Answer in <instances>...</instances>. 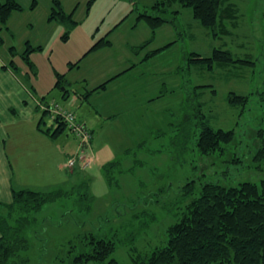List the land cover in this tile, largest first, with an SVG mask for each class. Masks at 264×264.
<instances>
[{"label": "rangeland", "instance_id": "1", "mask_svg": "<svg viewBox=\"0 0 264 264\" xmlns=\"http://www.w3.org/2000/svg\"><path fill=\"white\" fill-rule=\"evenodd\" d=\"M18 1L22 10L14 11L9 30L3 29L0 53L14 59L21 81L41 101L33 99L32 112L17 114L4 125L0 200L11 201L12 188L50 191L65 186L72 191L76 182L88 185L35 214L36 222L26 232L30 246L24 257L30 264L70 263L89 249L91 234L114 240L116 250L110 257L133 264V254H149L167 244L169 226L199 196L203 183L237 186L264 180V163L254 159L264 141L259 98L264 82V0H230L238 9L236 24H230V34L218 36L194 17L191 7L179 3L162 13L174 22L154 33L138 16L158 13L155 5L162 0H96L90 9L89 0H60L78 21L67 39L65 25L49 20L53 0H36L35 7L34 0ZM107 33L114 46L71 70L70 64ZM27 41L42 46L30 54L33 68L22 55ZM11 46L18 52L13 57ZM215 48L253 64L209 68L189 59L192 52L210 57ZM127 60L138 63L130 75L88 99L83 96L110 78L101 71L108 73L113 63L119 68ZM94 66L103 69L94 71ZM57 73L66 74L67 98L65 85H55ZM231 92L250 100L232 104ZM56 104L73 111L94 132L89 152L94 159L85 170L66 166L81 143L68 128L57 138L38 128L44 107ZM49 112L43 129L57 125ZM203 123L234 130V142L211 155L201 154L196 143ZM190 180H195L196 192L184 195L182 186ZM85 192L93 198L83 196Z\"/></svg>", "mask_w": 264, "mask_h": 264}, {"label": "trees", "instance_id": "2", "mask_svg": "<svg viewBox=\"0 0 264 264\" xmlns=\"http://www.w3.org/2000/svg\"><path fill=\"white\" fill-rule=\"evenodd\" d=\"M95 1L89 0L88 9ZM53 2L49 20L65 25L68 30L64 38L67 39L69 31L77 27L78 21L73 18L74 11L66 12L60 0H53ZM36 3L37 1L34 0L33 7ZM176 3L191 7L194 17L202 25L211 29L215 36L230 34V24H236L234 20L238 17V9L230 0H162L155 5L158 13L149 14L144 11L139 13L138 19H144L155 33L164 23L174 22L173 18L167 19L162 13L169 11ZM17 10H22L18 0L0 1V23L2 24L0 45H4L1 33L3 29L9 30L7 23L13 12ZM108 37L107 33L105 37L94 43L83 58L91 52L111 46L112 41ZM169 45L171 44L166 47ZM41 49L42 46H33L30 41H27L22 55L30 68L34 67L30 54ZM137 49L136 46L134 50L137 51ZM9 52L12 57L18 53L15 46L9 47ZM191 55L190 60L204 62L209 68L236 62L242 65L253 64L247 59H236L228 49L215 48L212 56L204 58L196 52H192ZM82 59L71 63L70 69L78 67ZM9 66L16 71L13 58ZM119 75L92 90H87L83 96L88 99L93 92L107 89L108 84ZM57 77L55 84L57 87L68 83L66 74L57 73ZM65 87L63 96L67 97L69 89L66 85ZM259 92V98L264 106V82ZM249 100V96L238 95L235 92H231L229 97L232 104L243 105ZM48 112L49 110H43L38 128L49 136L57 138L68 128L67 124L60 116H52L57 124L56 127L43 129L42 123ZM200 127L196 145L203 155H211L219 149H224V146L230 145L236 138V133L232 129L213 128L204 123ZM254 159L264 163V141L259 146ZM83 184L88 189L87 183L81 181L73 184L72 191L64 188L65 186L56 187L50 191L12 188V201L0 202V264H30V259L24 257V252L30 246L26 232L36 222L35 214L47 203L72 196L74 189L85 188ZM181 192L188 196L196 192L195 180H190L182 186ZM199 192V196L186 204L178 221L169 226L167 244L157 247L149 254H133V264H264V180L261 183L245 181L237 186H224L216 181H207L201 185ZM83 196L90 200L93 198L89 192L83 193ZM88 239L89 249L76 254L67 264L91 262L124 264L110 257L116 250L114 240L97 237L94 234L88 236Z\"/></svg>", "mask_w": 264, "mask_h": 264}, {"label": "crops", "instance_id": "3", "mask_svg": "<svg viewBox=\"0 0 264 264\" xmlns=\"http://www.w3.org/2000/svg\"><path fill=\"white\" fill-rule=\"evenodd\" d=\"M113 46H114V44L112 43L111 46L101 48L99 50H96V51L88 54V56H86L82 59L80 64H82L83 61L89 59L91 56L98 55L101 52L103 53V51H106L107 49H111ZM8 51H9V49H8ZM10 55H11V53H10ZM11 57H12V55H11ZM10 60H11L10 56L5 57L4 55H1V53H0V162H2V153L4 152V150L2 149V146H1V141L4 139V136H5L4 125L9 123V121L13 122L15 120V116H18L17 114L24 113V112H32L33 108L36 107L34 104L35 99H37V102L41 101V99L39 97H36L32 93L34 90L33 89L30 90L28 88V86L26 84H24V82L21 81V79L18 76V74L16 73V71H14L9 66ZM127 64H129V65H127ZM119 66H120L119 68H124V69L116 68L114 63H113L111 65V70L108 73L101 71L103 74L106 75L104 78H107V77L112 78L114 76L121 74L118 77H116L115 79H113L109 84H112V83L122 79L123 77L130 75L131 74L130 70H132L133 68H136L138 66V63H134V62L131 63V61L127 60V61H125L124 65L119 64ZM75 68L80 69L81 66L79 65L78 67H75ZM99 69H103V68L99 67L96 69V67H95L94 71L99 70ZM71 70H73V69H71ZM69 74H70V71H69ZM139 77H140V74H139ZM9 109L12 110V113H10L8 111ZM111 116L116 117L117 115L113 114ZM1 149H2V151H1ZM11 201H12V199H11ZM11 201L9 199L7 202H5V201L4 202L9 203ZM0 202H3L2 199L0 200Z\"/></svg>", "mask_w": 264, "mask_h": 264}, {"label": "built area", "instance_id": "4", "mask_svg": "<svg viewBox=\"0 0 264 264\" xmlns=\"http://www.w3.org/2000/svg\"><path fill=\"white\" fill-rule=\"evenodd\" d=\"M40 105H42V103H40ZM44 109L49 110L53 117L60 116L61 119L66 122L71 133L81 141L80 150L75 155L68 158L66 164L67 168L71 170L74 168L85 170L90 167L94 159L89 153L92 147V131L85 123H82L77 119L73 111L63 108L59 104H56L55 106L48 105L44 107Z\"/></svg>", "mask_w": 264, "mask_h": 264}]
</instances>
